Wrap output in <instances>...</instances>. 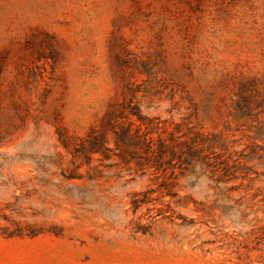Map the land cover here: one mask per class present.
Masks as SVG:
<instances>
[{"label": "rangeland", "instance_id": "1", "mask_svg": "<svg viewBox=\"0 0 264 264\" xmlns=\"http://www.w3.org/2000/svg\"><path fill=\"white\" fill-rule=\"evenodd\" d=\"M125 128L153 153L114 147ZM90 129L109 151L86 164ZM196 135L237 180L168 161ZM256 227L264 0H0V264H264Z\"/></svg>", "mask_w": 264, "mask_h": 264}, {"label": "trees", "instance_id": "2", "mask_svg": "<svg viewBox=\"0 0 264 264\" xmlns=\"http://www.w3.org/2000/svg\"><path fill=\"white\" fill-rule=\"evenodd\" d=\"M139 127L142 126L146 131L148 129H152V127L148 126L147 121L145 119H142L138 117ZM146 122V123H145ZM149 127V128H148ZM157 130V127L154 128ZM113 133V145L114 147L118 146V140L120 142H127L128 144H132L135 141L137 143H140L141 150L145 152V155H149L152 152L151 144L152 139L146 138L145 134L140 136L138 133L135 137H131V132L129 129L125 128L122 129L119 134L116 132ZM137 139V140H136ZM212 139H217L215 143L212 141ZM122 140V141H121ZM62 148L66 151H69L68 153L71 154V151L69 150V144L70 142L67 141H59ZM109 139L106 135L102 134L101 131L90 129L89 133L86 134L84 139L79 140V144L76 145V147H73V153L72 156L76 157V155H82L86 164H89L91 161V156L98 154L101 156H105L106 153L109 151L107 148ZM158 147H157V153L155 155L157 161L159 164L163 161L164 151L168 150L169 148L164 144V141L161 139L157 140ZM176 144L177 150H174L173 148L169 149L167 152L168 155V161H173L174 159L180 160H187L189 157H193V154L198 153L196 158V162L199 167H202L205 171H209L211 176L213 177L217 173L220 174V176L215 180L217 183H224L227 184L228 181L237 180V177L235 175V172L230 173L229 170L233 169L235 166H230L229 163L226 160H222L219 155L217 154L216 160H213L210 156L214 157L216 150H219L220 152L226 153L228 151V148L226 147L224 139L211 135V136H201L196 135L193 140L188 139V141H174ZM165 163V162H164ZM228 176H231L230 179H225ZM72 178V177H71ZM223 180V181H222ZM167 190V189H166ZM237 187H230L227 189L229 192L236 191ZM165 196H169L170 198H175L176 194H172L170 191H166ZM250 236L253 238V242L256 245H260L261 243H264V228L256 227L251 230Z\"/></svg>", "mask_w": 264, "mask_h": 264}]
</instances>
